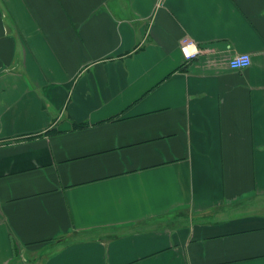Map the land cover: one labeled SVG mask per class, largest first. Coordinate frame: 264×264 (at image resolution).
Listing matches in <instances>:
<instances>
[{
	"label": "crops",
	"instance_id": "crops-1",
	"mask_svg": "<svg viewBox=\"0 0 264 264\" xmlns=\"http://www.w3.org/2000/svg\"><path fill=\"white\" fill-rule=\"evenodd\" d=\"M0 264H264V0H0Z\"/></svg>",
	"mask_w": 264,
	"mask_h": 264
},
{
	"label": "built area",
	"instance_id": "built-area-1",
	"mask_svg": "<svg viewBox=\"0 0 264 264\" xmlns=\"http://www.w3.org/2000/svg\"><path fill=\"white\" fill-rule=\"evenodd\" d=\"M183 42V50L187 59H192L197 56L198 50L194 43L188 39ZM251 64V56L249 54H237L229 61V67L233 71H241L249 67Z\"/></svg>",
	"mask_w": 264,
	"mask_h": 264
},
{
	"label": "trees",
	"instance_id": "trees-1",
	"mask_svg": "<svg viewBox=\"0 0 264 264\" xmlns=\"http://www.w3.org/2000/svg\"><path fill=\"white\" fill-rule=\"evenodd\" d=\"M78 127H83V126H81V125H77Z\"/></svg>",
	"mask_w": 264,
	"mask_h": 264
}]
</instances>
